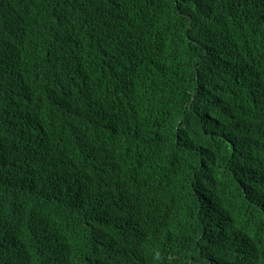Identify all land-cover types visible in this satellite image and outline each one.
Segmentation results:
<instances>
[{
	"label": "trees",
	"instance_id": "obj_1",
	"mask_svg": "<svg viewBox=\"0 0 264 264\" xmlns=\"http://www.w3.org/2000/svg\"><path fill=\"white\" fill-rule=\"evenodd\" d=\"M0 264H264V0H0Z\"/></svg>",
	"mask_w": 264,
	"mask_h": 264
}]
</instances>
